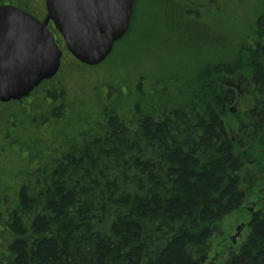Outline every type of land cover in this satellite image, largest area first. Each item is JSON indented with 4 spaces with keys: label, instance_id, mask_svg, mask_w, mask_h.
<instances>
[{
    "label": "trees",
    "instance_id": "16d2710c",
    "mask_svg": "<svg viewBox=\"0 0 264 264\" xmlns=\"http://www.w3.org/2000/svg\"><path fill=\"white\" fill-rule=\"evenodd\" d=\"M27 1L0 4L30 13ZM151 1L157 19L142 47H171L184 72L146 74L140 55L121 79L76 77L82 65L68 55L34 102L0 106V264H207L219 239L218 264H264V0L253 11L250 0L226 2L199 21L175 0ZM137 13L135 0L109 61ZM237 75L253 96L242 115L229 111ZM248 154L262 173L244 188ZM233 213L246 233L230 250L222 225Z\"/></svg>",
    "mask_w": 264,
    "mask_h": 264
},
{
    "label": "water",
    "instance_id": "95a60500",
    "mask_svg": "<svg viewBox=\"0 0 264 264\" xmlns=\"http://www.w3.org/2000/svg\"><path fill=\"white\" fill-rule=\"evenodd\" d=\"M134 0H44L41 21L13 5H0V102L27 98L60 68L54 27L78 62L103 63L127 34ZM233 111V109H231ZM242 227L238 226L235 238Z\"/></svg>",
    "mask_w": 264,
    "mask_h": 264
},
{
    "label": "rangeland",
    "instance_id": "374dc122",
    "mask_svg": "<svg viewBox=\"0 0 264 264\" xmlns=\"http://www.w3.org/2000/svg\"><path fill=\"white\" fill-rule=\"evenodd\" d=\"M230 1V0H229ZM227 3L226 7L227 9H233L234 5L236 4L237 0L235 2H229ZM234 1V0H233ZM243 1V0H241ZM27 3L31 4L29 5V10H31L32 13L34 14H38V10H39V3L40 0H28ZM245 3V7L242 8V6H244L243 4H240L238 6L239 7V11H237L235 13V16L237 17V21H239L238 18L244 17L247 14V7H248V2L244 1ZM155 2L153 4V1L151 0H138V13H137V28L136 31L139 29L140 33L139 35H134L130 37L129 41L125 44V46L121 47L117 53V55L114 57V59H112L111 61H105L103 63H101L100 65L96 66V67H85L83 68V66H80L79 71H77L76 73V77L78 76H93L96 77V75H92L93 73H97V75H100L99 77L101 79L104 80H110L112 79H121L120 75H122L123 73V67H126L127 70V57H129V64H132L133 59H140V55L141 57H143V60L147 59V63L146 65L142 63L143 68L145 67V73L149 74V75H155L156 73H158V78H160L161 76V69L162 68H170V69H174L176 71L179 72H184L185 68L183 66H179L174 58H173V53L169 54L166 53V49H168L169 46L166 47H160L155 49L150 56H148L146 53V51L144 50V48L142 47V44L144 43V39L146 38V33L147 31L150 29L149 25L155 20L157 19V9L155 8ZM250 5H251V10L253 11L255 8L256 3L253 0H250ZM235 9V8H234ZM233 9V10H234ZM243 11V12H242ZM231 17H233V14H230ZM234 16V18H235ZM140 37V40L138 41ZM142 40V41H141ZM141 42V43H140ZM171 50L172 48L169 47ZM141 49V50H140ZM164 49V50H163ZM164 51V52H163ZM162 53V54H161ZM133 58V59H130ZM107 60V59H106ZM116 63H120L122 66L121 69H117L115 67ZM108 64V65H106ZM112 65L111 69L109 70L110 66ZM118 65V64H117ZM135 65V64H132ZM109 66V67H108ZM165 66V67H164ZM109 70L108 72L106 71H102V69H106ZM95 69V70H93ZM116 71V72H115ZM115 72V73H114ZM167 69L163 72L166 73ZM84 73V75H83ZM110 75H109V74ZM74 77V76H73ZM239 75H237V79ZM75 78V77H74ZM109 78V79H108ZM226 79V78H224ZM233 78H229V81H232ZM241 79V78H240ZM102 81L100 79H95L94 81ZM233 81H235V78L233 79ZM121 82V81H119ZM125 82V84L127 83L125 80H123V83ZM129 84V83H128ZM238 86V91L240 94V98L238 100L237 105L232 106V108L235 107L234 112H230L233 115H242L245 110L246 107L249 106V104L251 103V99L253 98V96L251 95V93L248 91L246 86ZM103 91V90H101ZM250 93V94H249ZM37 95V93L35 94ZM126 95V94H124ZM126 98V97H125ZM31 102H34V97H30L29 99ZM27 101H24V105H27L26 103ZM230 134L233 137H237L239 134V128L237 127V129L235 130H231ZM1 137V136H0ZM3 138V137H1ZM1 141V140H0ZM253 157L252 154H248L246 155V158L243 159L244 160V164H245V171L242 172L240 174V176H243V183L242 186L244 188H247L248 184L247 182H251V181H257L258 177L261 175V171L259 172V170L256 168V164L255 162H253L252 160H248L249 158ZM256 166V167H255ZM249 168V169H247ZM246 173L248 175H246ZM262 188V186H261ZM264 189L262 188V190L259 192L260 197L262 198V200L264 201ZM263 196V197H262ZM260 198V199H261ZM260 199H256L255 197L250 198L247 200V202L244 203L243 208L247 211V213H253L254 211H256V209L259 207L258 206V202ZM241 213H233L232 215H230L229 217H227V219L224 221L223 225H222V231H223V237L225 240L224 245L227 246L228 245V249L233 250V249H237L238 245L243 241L244 235L246 233V227H245V222H237V220L241 217L240 215ZM245 217V216H244ZM240 226L242 227L241 231L239 232V235L235 238V241L233 243L232 238L235 237L236 235V229L237 227ZM220 240V239H219ZM219 240H217V245L215 244L214 247L212 248L211 254H210V258L208 260V264H218V262H220L219 260V248H222L218 242ZM229 241L231 242L229 244ZM226 248L223 251L226 252Z\"/></svg>",
    "mask_w": 264,
    "mask_h": 264
},
{
    "label": "flooded vegetation",
    "instance_id": "af4514ba",
    "mask_svg": "<svg viewBox=\"0 0 264 264\" xmlns=\"http://www.w3.org/2000/svg\"><path fill=\"white\" fill-rule=\"evenodd\" d=\"M228 1L229 0H175V3L177 12H179L182 18H185L187 20L196 19L197 21H199L201 19H210L216 17V13L219 12L221 7ZM235 1L236 0H230L229 2ZM40 5L42 7V4ZM237 82L241 83L244 81L237 79ZM24 101L25 100L19 102L0 103V106H6L12 103L22 104Z\"/></svg>",
    "mask_w": 264,
    "mask_h": 264
}]
</instances>
